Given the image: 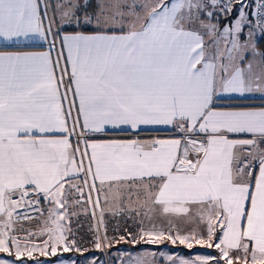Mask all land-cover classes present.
Listing matches in <instances>:
<instances>
[{
  "label": "snow or ice",
  "instance_id": "obj_1",
  "mask_svg": "<svg viewBox=\"0 0 264 264\" xmlns=\"http://www.w3.org/2000/svg\"><path fill=\"white\" fill-rule=\"evenodd\" d=\"M253 2L0 0V264H264Z\"/></svg>",
  "mask_w": 264,
  "mask_h": 264
},
{
  "label": "crops",
  "instance_id": "obj_2",
  "mask_svg": "<svg viewBox=\"0 0 264 264\" xmlns=\"http://www.w3.org/2000/svg\"><path fill=\"white\" fill-rule=\"evenodd\" d=\"M252 6H253L252 7V10H253V8L255 7V4ZM256 38H257L259 47L264 49V37H261L260 35L258 36V34H257ZM40 48H41V41L39 39L30 40V41H25V40L21 39L19 41H15V42H5V41L0 40V50H8V51L40 50ZM226 103H242V104H248V105H260V104L264 103V100H260L259 98H257V99H248V100L226 101ZM120 135L123 136L124 134L121 133ZM141 135L144 138H149L151 136H157V135H159L160 137H167L168 135H170V133L167 130H163V129H161L158 132L151 130V129H148L145 132H143ZM80 219L84 223V228H83L81 234H86L87 233V222L85 221L84 217H81ZM111 227H112V225H110V229H109L110 233H111ZM85 238L87 239V236ZM84 246L88 247L89 245L85 244ZM117 246H114L112 249H110L116 255H117V252H119V250L117 249ZM139 249L140 248L137 247V250H139ZM148 249H150V248H148ZM151 249H153V248H151ZM113 253H112V255H109L110 258H111V256L114 255ZM102 254L103 253L99 252V251H92V252L86 253V256L88 257V259H89V257H91V255L99 258V256H102ZM69 256H72V254H64L65 258H67ZM116 260L119 261V258ZM83 261H86V260L81 258L80 262H82V264H87V261L84 263H83Z\"/></svg>",
  "mask_w": 264,
  "mask_h": 264
},
{
  "label": "rangeland",
  "instance_id": "obj_3",
  "mask_svg": "<svg viewBox=\"0 0 264 264\" xmlns=\"http://www.w3.org/2000/svg\"><path fill=\"white\" fill-rule=\"evenodd\" d=\"M252 3V4H251ZM252 5H254V2H253V0H249V8H248V12L249 13H251V11H252ZM257 34H258V36L260 35L258 32H257ZM132 246L131 245H127V244H121V245H118L117 246V249L119 250V252H117V255L115 254V253H113L111 250H109V252L108 253H104V252H102L103 254H102V256H99V260H101V261H104L106 264H119V261L118 260H116V259H118L119 258V253L120 252H123L124 250H126V249H130ZM138 248H140V249H144V248H146V249H148V248H150V250H151V248H153L154 249V246H151V245H138L137 246ZM170 247V246H169ZM139 249V250H140ZM161 250H163V251H167L168 249L167 248H162ZM201 251H203V250H201ZM112 253L114 254L113 256H111V258H110V256L109 255H112ZM100 255V254H99ZM118 256V257H117ZM72 257L73 258H76V256H75V254H72ZM93 257V255H91V257H89V259H91ZM96 257V256H95ZM103 257V258H102ZM79 259H81V258H79ZM84 262H86V261H83V263ZM81 264H82V262H81Z\"/></svg>",
  "mask_w": 264,
  "mask_h": 264
},
{
  "label": "built area",
  "instance_id": "obj_4",
  "mask_svg": "<svg viewBox=\"0 0 264 264\" xmlns=\"http://www.w3.org/2000/svg\"><path fill=\"white\" fill-rule=\"evenodd\" d=\"M253 19H254V17H253Z\"/></svg>",
  "mask_w": 264,
  "mask_h": 264
},
{
  "label": "trees",
  "instance_id": "obj_5",
  "mask_svg": "<svg viewBox=\"0 0 264 264\" xmlns=\"http://www.w3.org/2000/svg\"><path fill=\"white\" fill-rule=\"evenodd\" d=\"M106 264V263H105Z\"/></svg>",
  "mask_w": 264,
  "mask_h": 264
}]
</instances>
